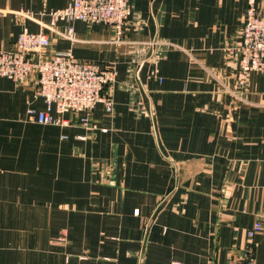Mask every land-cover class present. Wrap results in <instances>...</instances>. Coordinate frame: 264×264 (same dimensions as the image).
<instances>
[{
	"label": "crops",
	"instance_id": "obj_1",
	"mask_svg": "<svg viewBox=\"0 0 264 264\" xmlns=\"http://www.w3.org/2000/svg\"><path fill=\"white\" fill-rule=\"evenodd\" d=\"M69 1L0 0V50L41 32L46 55L113 67V111L32 123L36 77H0V264H264V72L230 94L246 0H132L121 36L75 21L74 42L47 27Z\"/></svg>",
	"mask_w": 264,
	"mask_h": 264
},
{
	"label": "built area",
	"instance_id": "obj_2",
	"mask_svg": "<svg viewBox=\"0 0 264 264\" xmlns=\"http://www.w3.org/2000/svg\"><path fill=\"white\" fill-rule=\"evenodd\" d=\"M132 0H70L59 10L47 13L48 29L54 32L58 22L68 26L61 34L74 42L72 22L87 25L105 24L114 28L121 36L131 15ZM246 11L239 40L228 49L237 61L236 86H245L247 74L264 72V7H258L255 0H246ZM50 37L44 33H19L11 50H0V77L21 83L31 75L36 77L35 99L44 103L42 111L29 108L28 120L48 126H67L64 114H79L80 122L91 130L97 126L91 123L90 115L95 106L102 104L105 112L111 114L113 103L103 94L104 87L111 83L116 72L113 67L101 68L98 64L80 61L70 51L46 55ZM38 58L34 61L33 57ZM106 132V129H101ZM83 139V138H81ZM262 231L260 221L254 222L247 232V240L253 241ZM61 240H64L62 237ZM224 264H255L251 250L241 260H230Z\"/></svg>",
	"mask_w": 264,
	"mask_h": 264
},
{
	"label": "rangeland",
	"instance_id": "obj_3",
	"mask_svg": "<svg viewBox=\"0 0 264 264\" xmlns=\"http://www.w3.org/2000/svg\"><path fill=\"white\" fill-rule=\"evenodd\" d=\"M236 73H237V71H236ZM236 73H235V80H236ZM254 73H256V72H254ZM257 73H259V72H257ZM247 76H248V74H247ZM247 76L245 78V86L244 87L243 86L241 87V86H238V85L236 86V84H235L236 82H235L234 83V87L232 89V92L229 89L230 94H232L234 96V98L236 99L235 100L236 104H242L243 102H245V100L243 98H245V95H246L247 89H248Z\"/></svg>",
	"mask_w": 264,
	"mask_h": 264
}]
</instances>
